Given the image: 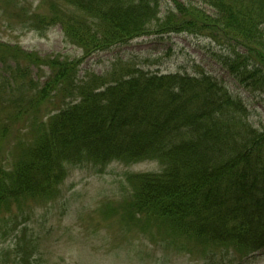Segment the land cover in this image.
Listing matches in <instances>:
<instances>
[{
	"label": "trees",
	"instance_id": "16d2710c",
	"mask_svg": "<svg viewBox=\"0 0 264 264\" xmlns=\"http://www.w3.org/2000/svg\"><path fill=\"white\" fill-rule=\"evenodd\" d=\"M174 2L160 18L157 0H38L29 8L0 0L10 26L60 25L82 51L41 56L0 39V216L16 208L18 220L30 202L55 199L72 164L155 160L161 171L128 176L126 207L240 253L264 250V125L249 122L242 97L207 74L125 62L78 78L98 52L187 32L223 45L231 76L264 97V0H203L216 11L213 22ZM32 66L50 69L43 85Z\"/></svg>",
	"mask_w": 264,
	"mask_h": 264
},
{
	"label": "rangeland",
	"instance_id": "374dc122",
	"mask_svg": "<svg viewBox=\"0 0 264 264\" xmlns=\"http://www.w3.org/2000/svg\"><path fill=\"white\" fill-rule=\"evenodd\" d=\"M20 1L28 8L38 3ZM157 1L160 18L176 8L175 0ZM176 1L204 12L207 21L216 18L215 9L203 0ZM4 16L0 9L1 40L41 56H82L80 48L65 40L60 25L45 30L16 23L10 26ZM224 54L225 47L210 37L187 32L147 34L87 58L78 78L87 70L104 73L115 62L160 74H207L243 98L249 122L259 128L264 125L263 94L248 90L231 76L220 60ZM31 71L40 86L51 74L47 66H32ZM161 168L154 160L135 164L114 161L104 168L84 163L70 165L55 199L30 202L31 209H25L18 220L11 218L16 208L0 216V264H264V250L240 253L199 237L194 231H178L159 216L126 207L133 188L128 176Z\"/></svg>",
	"mask_w": 264,
	"mask_h": 264
}]
</instances>
